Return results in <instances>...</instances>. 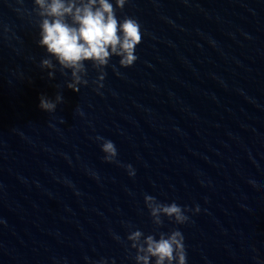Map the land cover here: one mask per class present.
<instances>
[{
  "label": "water",
  "instance_id": "water-1",
  "mask_svg": "<svg viewBox=\"0 0 264 264\" xmlns=\"http://www.w3.org/2000/svg\"><path fill=\"white\" fill-rule=\"evenodd\" d=\"M35 8L0 0V264H136V228H179L188 264H264V0H128L137 60L86 62L78 91L41 66ZM145 193L200 211L157 226Z\"/></svg>",
  "mask_w": 264,
  "mask_h": 264
},
{
  "label": "clouds",
  "instance_id": "clouds-1",
  "mask_svg": "<svg viewBox=\"0 0 264 264\" xmlns=\"http://www.w3.org/2000/svg\"><path fill=\"white\" fill-rule=\"evenodd\" d=\"M127 2L128 0H34L35 9L40 16L37 43L49 54L40 63L42 67L49 69L48 76L55 75L51 70L56 67L54 58L62 71L70 70L71 79L66 82L67 87L78 91L81 84L88 83L85 78L88 70L86 62H91L92 67L98 70L100 80L105 74L104 67L109 64L113 55L119 57L120 65H132L138 58L136 46L142 41V29L136 17L117 16L116 8L123 9ZM63 99L61 93H56L54 98L41 94L38 106L52 112ZM80 114L83 115V112L80 111ZM95 139L101 142L100 148L104 153L102 159L121 163L117 159L118 148L112 139L100 135ZM122 166L130 176L135 175L136 169L132 163ZM144 202L157 226L164 223V216L179 225L190 220L187 214L189 211H200L199 204L195 208H189L175 200L162 202L148 193L144 194ZM114 236L120 239L119 235ZM127 240L131 242V248L136 250V264H188L185 236L179 228L147 234L136 228L128 232ZM92 264H108V258L101 257L92 261ZM112 264H115L114 260Z\"/></svg>",
  "mask_w": 264,
  "mask_h": 264
}]
</instances>
